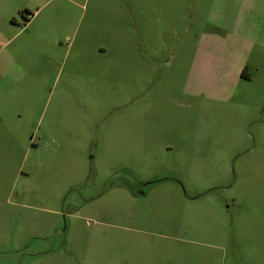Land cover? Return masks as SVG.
Here are the masks:
<instances>
[{"label":"rangeland","instance_id":"374dc122","mask_svg":"<svg viewBox=\"0 0 264 264\" xmlns=\"http://www.w3.org/2000/svg\"><path fill=\"white\" fill-rule=\"evenodd\" d=\"M0 264H264V0H0Z\"/></svg>","mask_w":264,"mask_h":264}]
</instances>
